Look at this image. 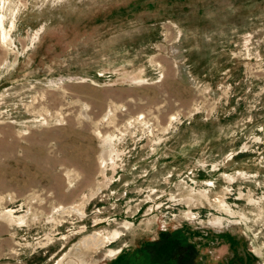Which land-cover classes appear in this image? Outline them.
Here are the masks:
<instances>
[{
    "label": "rangeland",
    "instance_id": "rangeland-1",
    "mask_svg": "<svg viewBox=\"0 0 264 264\" xmlns=\"http://www.w3.org/2000/svg\"><path fill=\"white\" fill-rule=\"evenodd\" d=\"M2 16L0 264H264V0Z\"/></svg>",
    "mask_w": 264,
    "mask_h": 264
},
{
    "label": "bare ground",
    "instance_id": "bare-ground-1",
    "mask_svg": "<svg viewBox=\"0 0 264 264\" xmlns=\"http://www.w3.org/2000/svg\"><path fill=\"white\" fill-rule=\"evenodd\" d=\"M3 16L0 17V30L3 31ZM137 120H139V118H137ZM110 138V139H109ZM109 140H111V137H108V139L103 140L105 145L108 147L109 144ZM112 145V144H111ZM101 161L104 163L105 161H108L107 159H110V152H108L107 150H103L101 152ZM116 234V233H115Z\"/></svg>",
    "mask_w": 264,
    "mask_h": 264
}]
</instances>
